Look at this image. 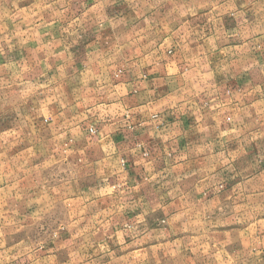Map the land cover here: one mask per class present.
I'll list each match as a JSON object with an SVG mask.
<instances>
[{"label": "crops", "instance_id": "obj_1", "mask_svg": "<svg viewBox=\"0 0 264 264\" xmlns=\"http://www.w3.org/2000/svg\"><path fill=\"white\" fill-rule=\"evenodd\" d=\"M0 264H264V0H0Z\"/></svg>", "mask_w": 264, "mask_h": 264}, {"label": "rangeland", "instance_id": "obj_2", "mask_svg": "<svg viewBox=\"0 0 264 264\" xmlns=\"http://www.w3.org/2000/svg\"><path fill=\"white\" fill-rule=\"evenodd\" d=\"M3 236H5V242H3L5 244H3V246H2L3 251H4L5 249L8 248L10 240H11V242H13V227H12V229H10V226H8V225L5 226V228L3 229ZM5 257H7V259H8V254Z\"/></svg>", "mask_w": 264, "mask_h": 264}, {"label": "built area", "instance_id": "obj_3", "mask_svg": "<svg viewBox=\"0 0 264 264\" xmlns=\"http://www.w3.org/2000/svg\"><path fill=\"white\" fill-rule=\"evenodd\" d=\"M90 131H92V130H90Z\"/></svg>", "mask_w": 264, "mask_h": 264}]
</instances>
